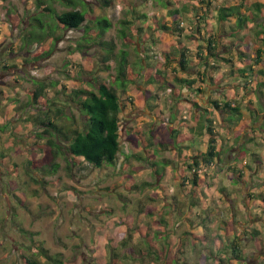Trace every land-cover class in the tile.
Segmentation results:
<instances>
[{
    "label": "rangeland",
    "instance_id": "1",
    "mask_svg": "<svg viewBox=\"0 0 264 264\" xmlns=\"http://www.w3.org/2000/svg\"><path fill=\"white\" fill-rule=\"evenodd\" d=\"M23 1L24 3L22 0H0V264H23L21 257L23 255L35 256L39 261H42L43 258L36 251L39 246L46 249L49 254L56 255L61 261L60 264H105L108 259L109 243L114 245L118 259L123 261V264H140V258L128 257L124 251L125 247L119 245L118 233L123 231L121 219L132 218L137 204L142 207L146 205L158 207L163 198L172 195L177 198V206L180 210L177 217L173 218L174 224L171 223L167 226L170 231L169 238L173 239V242L182 239L181 249H183L185 259L193 262L195 247L190 245L185 235L182 237V231L189 227L185 221H181L180 216L188 210L187 215L197 214L198 206L188 208L189 199H186L187 192H184L187 188L178 183V178L173 170L174 160L171 150L166 146V149L163 148L160 151L156 159L162 163V166L167 165L152 174L146 159L137 160L131 157L133 153H139V157L147 156L144 148L141 151L142 145L139 147L141 137L134 134L138 133L136 128L145 136L151 130L160 142L169 145L170 137L167 129L171 124V113L177 112L179 109L177 118H185V116L187 118L191 112L185 105H178L174 108L173 99L175 97L165 85V82L172 81L174 74L177 76V73H183L171 64H164L161 53L162 50L170 51V53L175 52L177 36L153 30L151 31L153 42L147 41V43L138 44L136 41L135 44H128L124 48L128 52L127 58L130 62L144 61V58L147 59V62H143L142 67H139L138 64L134 66V72L137 71L138 74L131 75L132 80L126 83L124 92H119V96L125 104L119 130L120 151L114 164H104L99 168H93L80 159L71 161L66 152H63V155L59 154L54 159L57 163L55 170H51L47 164L33 169L29 168L27 163L31 152L35 159L40 158L41 152L35 147V142L43 143L44 141V135L38 139L34 135L36 132L40 133L41 127H37L33 122L25 119L29 116L32 108L30 105H25L28 98L26 91L33 86L32 79H44L48 83L49 81L54 82L52 85L48 84L45 93L48 100L57 102L48 103L50 112L55 107L62 108L63 115L59 117L58 122L64 126L79 129L82 116L74 104L68 103L67 107L62 106L66 99L63 92L67 93L71 87L82 84L81 79H87L90 76L87 71L90 70L110 84V76L115 72L117 51L122 48L117 34L119 22L122 19H131L134 26H142L143 31L140 32V36L146 35L147 30L144 25L154 28V23L151 21L152 15L157 20H162L166 25H169L170 19L166 8L162 5V0H111L112 5L105 9H101L96 0H84L85 3L83 1L79 3L76 0L75 7L82 10L83 7H86L89 12L103 15L111 22L110 28L103 36L105 40L114 43V50L106 62L108 65L106 70H99V66L102 65L99 61L101 51L96 45L81 50L74 49V43L81 34L80 29L64 30L49 55L39 59L31 58L38 46L31 42L20 47V36L25 29H28L26 23L29 21V15L33 13L34 7L29 5L28 0ZM44 1L46 5H50L56 11L70 8L59 0ZM169 1L173 3V7H182L185 10L183 18H181V26L185 30L179 39L187 43L184 35L190 31V23L193 20L192 13L202 10L203 3H200V0ZM211 1L215 2V5L225 6L232 5L235 1H244L247 3L248 9L254 13L253 22L257 20V23H261V20L257 18L264 15V0ZM257 3H260L258 7ZM212 6L213 4L210 7ZM192 7H198V10L194 11ZM130 9H133L136 15L144 13L146 15L144 22L134 18L130 14ZM186 18L191 19V22L189 21V23ZM253 22L249 23L248 28L251 35L254 29H259V27H254ZM202 28H204L203 25ZM224 29L230 33L228 45H230L231 51L223 56L224 61H216L217 66L214 67L216 71H221L219 75H225V77L227 76L225 79H230L228 83L238 84L242 82L243 78L238 77V69H245L248 62L252 63V53L255 47L264 51V40L249 45L251 39L244 38L246 30L234 16L232 21L225 22ZM259 36L261 37L262 34ZM240 37H242L241 40ZM196 39L201 40V37L198 36ZM200 42L204 44L205 40ZM224 43L227 42L224 40ZM187 44L192 45L190 42ZM235 45L239 46L240 55L235 52ZM145 47L148 48L147 51H145ZM192 52L193 50L190 51L191 56ZM261 59L259 63L251 64L254 67L248 85H252L250 87L253 90L247 91L245 99L242 96H237V92L233 90V97L239 102L241 108L248 106L247 97L257 105L258 103L264 104V75L259 73L264 69V52H262ZM2 64L7 67L2 68ZM193 66L195 65H190L187 71L192 72ZM156 69L163 71L164 82L160 84L162 87H157L154 84L144 85V77L147 76L145 74ZM173 69L174 71H172ZM64 70L67 71L68 77L63 73ZM13 78L17 80L14 82ZM144 86L150 87L151 95L154 98L148 100L147 103L143 95L139 96V92ZM254 89L262 90L263 94L259 99L256 97ZM12 98L15 100L9 101ZM149 104L152 106L149 107ZM259 115L260 112L254 114L255 121ZM66 116L71 117L68 120ZM231 116L233 115L230 114ZM214 120L217 121V116L214 117ZM220 135L227 141L229 140L224 147H228L226 148L228 149L226 159L230 160V157L236 153L234 139L231 133L226 134L221 131ZM245 136L248 137V135ZM251 137V142L248 141L249 144L245 147L246 152L242 149L240 154H243L247 159L250 165H248L249 169L252 170V177L249 178L250 180L241 177L240 182L231 185L235 180L229 177L226 171L219 173L217 176L219 180H225L229 184L225 186L228 189H225L232 198L229 204H226L224 200L217 199L210 194L207 198L208 205L212 203L217 205V215L211 217V214H206L207 210L201 208L200 215L204 213V218L208 220L205 228L199 227L196 229V233L200 235L216 231L221 235L222 228L218 225L217 219L228 220L231 218L233 233L229 234V238H232L234 234L238 240L239 248L242 249L244 256L242 264H264V164L260 163L256 167L251 156L247 154L252 146L258 151L262 149L263 151L258 156L264 162V136L262 137L261 132L257 130L256 133H252ZM131 139L135 143H132ZM154 151L155 148L153 153ZM125 156L128 159H125ZM135 165L141 166L137 168L136 172L129 173L131 178L126 177L125 173H128ZM144 181L148 184L144 185ZM133 184L138 185L137 188H131ZM153 191H155L156 198L160 197L157 201L152 199ZM201 193L203 196L206 194L205 192ZM141 216L143 217V215ZM16 223H19L26 232H19ZM245 229L247 232L243 231ZM254 230L256 233L253 232ZM139 243V236L136 233L129 235L126 240V245H130L134 249L140 245ZM199 252H205V249L199 246ZM209 263L211 262L209 261Z\"/></svg>",
    "mask_w": 264,
    "mask_h": 264
},
{
    "label": "trees",
    "instance_id": "2",
    "mask_svg": "<svg viewBox=\"0 0 264 264\" xmlns=\"http://www.w3.org/2000/svg\"><path fill=\"white\" fill-rule=\"evenodd\" d=\"M59 1L70 8L56 11L50 5H46L44 0L31 1L34 10L33 13L29 15V21L26 23L28 29H25L24 32L21 33L20 47H24V45H28L31 42L35 43L38 49L36 48L34 50L31 58L39 59L51 53L56 41L60 40L64 30L80 29L81 34L74 43V49L81 50L82 48L96 45L101 51L99 61L102 65L99 66V70H106L108 68L106 62L114 50V43L103 38L105 32L111 26L110 20L103 15L89 12L86 7H83V10L75 7L77 1H79V3L83 1L85 3L84 0ZM96 2L101 9L108 8L112 5L111 0H96ZM161 2L163 7L166 8V13L169 16V25H166L162 20H157L152 15L151 21L154 23V28L149 25H144V28L147 30V32H145L146 35L140 36V32L143 31L142 26H134L131 19H122L119 22L120 26L117 29V34L120 38L122 48L117 51L118 57L115 63V72L110 76V84L106 83L99 75L94 74L93 70H90L87 71L90 76L87 79H81L82 84L71 87L67 90V93L63 92V96L66 99L65 102L62 103V106L67 107L69 105L68 103H72L82 116L80 118L81 125L79 129L72 126H64L58 122L59 117L63 115L62 108L55 107L54 110L50 112L48 103L51 104L54 101L48 100L45 93L48 84L52 85L54 82L49 81L48 83L44 79H32L33 86L26 91L28 98L25 102L26 106L30 105L32 108L29 116L25 119L33 122L35 126L41 127L40 133L36 132L34 135L36 139L42 138V135H44V141L43 143L35 142V147L41 152V156L39 159H35L31 152L30 157L27 159L29 168H40L41 165L47 164L51 170H55L57 163L54 159L59 154L63 155V152L69 155L71 161L80 159L93 168H99L104 164H114L120 149L119 130L120 121L122 119L121 114L125 104L124 101L121 100L119 92H124L126 83L132 80L131 75L138 74L137 71L134 72V66L138 64L139 67H142V63L147 62L146 58H144V61L139 60L135 62L134 60L130 62L127 58L128 52L124 48L128 44H135L136 41L138 44L147 43V41L153 42V37L151 36V31L153 30H158L161 33L167 32L166 34L177 36V41L175 52L170 53V51H161L163 63L166 64L167 61L172 62L175 60V69L183 73L188 68L189 46L179 39L183 33V27L180 25V13L185 10L181 9L182 7H173V3L169 0H162ZM200 3H203L202 10L195 11L198 10V7H192L195 11L193 14L194 25L189 27L190 31L186 33L184 37L186 36V39L189 41V34L194 33L197 34L196 37L200 36L201 40H205L204 44L200 42L201 40L197 41L194 48L195 58L197 59L195 63L201 71L197 69L195 76L190 79L185 76L178 77L174 74L172 76V83L165 82L166 87L171 90L173 97H178L180 95L179 86L188 87L195 91L196 94L201 93L204 84H207L206 74L215 66V62L218 59L222 60L223 58V56L219 55V52L216 51V35L208 30L203 31L204 35L199 34L200 28L202 29L200 21L203 19L204 13L207 12L209 5L205 0H200ZM259 4L260 3H257L256 6L258 7ZM246 5L247 3L244 1H235L234 4L228 6L217 5V7L214 8L217 10V22L222 23L227 17L234 16L236 21L245 28L246 21L252 20L254 16V13H252ZM242 9H244V12L241 11ZM130 10V14L134 16V18L141 19V21L144 22L146 17L144 13L136 15L133 9ZM261 18V29L255 31V36L263 40V36L260 37L259 34L264 35V15H262ZM144 39L146 40L144 41ZM147 49L148 48L145 47V51H147ZM238 50L237 48L236 52L239 54L240 52ZM262 52L264 51L259 47L254 49L252 63H248V65L244 67L245 69L238 70V72H240L239 76L243 78L242 82L236 83L235 86L241 87L244 91L253 90V88L250 87L252 85H248L251 81L250 76L253 70L251 64H257L261 60ZM5 67L7 66L2 64V68ZM172 71H174V69ZM161 72L162 71L157 69L150 72L145 79V83H156L157 87L161 88L162 86L160 84L164 82ZM63 73L68 77L67 71L64 70ZM259 73L264 74V70L259 71ZM15 80L14 78V82ZM254 92L258 99L263 94L260 89H256ZM14 100L15 98L10 99V101ZM126 100L128 101V99ZM232 102L231 99L223 98L220 100H209L208 108L197 105L202 109L192 117L195 125L184 124L186 128L193 131L197 136L201 134L206 136L205 148L203 151L197 150L194 154L189 156H181V154H178L177 160L180 161L181 164L178 169L179 184L186 187L187 190L190 189L194 192L196 187H200L203 183L202 177H204L209 170V165H214L215 161L218 160L219 148L216 142L218 139L222 140V138L217 129L218 124L213 122L209 113L213 110H218L222 113H226L229 117L230 114H232L233 116L230 118L237 120L240 113L239 108L235 104L232 105ZM193 105L196 106L194 101ZM45 106L48 107L45 108ZM257 106L259 109H262L259 103ZM259 112L261 114V111ZM70 117L71 116H66V119L69 120ZM182 122H185V120ZM248 127L253 128L252 126ZM256 128L259 130L264 128V117ZM168 129L171 135L172 133H177V131L170 126ZM122 133H125V131H122ZM237 138L236 136L235 139ZM144 142H146V140H144ZM146 143L148 144V142ZM145 154H147V156L139 157V153H133L131 157L137 160L144 158L151 166L154 165V162L148 159L150 154ZM124 158L126 159L127 156ZM140 166L141 165H138L131 169L128 173H125V176L131 178V174L129 173L136 172L137 168H140ZM199 166H206V170L202 174L197 175L192 169H196ZM153 172H157V170L154 169ZM238 175H240L239 171L237 176ZM143 184L146 185L148 183L144 181ZM137 186L138 185L133 184L131 188H137ZM186 192L189 193L190 191ZM193 204L195 203L191 200L188 207L190 208ZM177 208L180 210L179 207ZM202 209L213 210V208L207 207H202ZM170 212H173V209L169 207L161 214L159 210H155L151 207L143 208L140 204H137L134 216L129 218L130 221L126 218L121 219L123 231L121 230L118 233L120 237L119 245L125 247L124 251L128 257L140 258V264L243 263V251L239 248L238 240H236L234 234L232 238H229V234H231V232L233 233V220L231 218L228 220L223 218L217 219L218 225L222 228L221 235L216 231L198 235L190 229H196L197 227L204 229L208 219L204 218L205 215L200 216L199 214L193 215V218L187 217L186 215L184 216L189 229L182 231V237L185 235L190 245L195 247V256L192 262L185 259V255L182 252L183 249H181L182 239L173 242V239L169 238L170 231L167 229V224L171 221ZM141 215H143V217ZM173 224L174 222H172V225ZM16 226L19 232H26L19 223H16ZM253 232L256 233V231ZM133 233L138 234L140 240V245H138L136 249L132 248L130 245H126V240L129 235ZM113 246L112 243H109L108 259L105 264H123V261L118 259V253ZM199 246H202L205 252L200 253ZM36 251L38 255L43 258L42 261H39L35 256L23 255L21 256L22 263L60 264L61 262L56 255L49 254L47 250L41 246L37 247ZM209 261L211 263H209Z\"/></svg>",
    "mask_w": 264,
    "mask_h": 264
},
{
    "label": "crops",
    "instance_id": "3",
    "mask_svg": "<svg viewBox=\"0 0 264 264\" xmlns=\"http://www.w3.org/2000/svg\"><path fill=\"white\" fill-rule=\"evenodd\" d=\"M31 1L32 0H28L29 5H31ZM206 1L209 3V5H208V8H207V12L204 13L203 19H201V21H200V25L201 26L203 25L204 28H202V29L200 28V32L201 33H199V34L202 35L203 31H205V30H208L209 32L215 34L216 35V39H217V41H216V51L219 52V55L225 56V55H227V53L229 51H231L230 50L231 49L230 45H228L229 40H230L228 35H230V33L224 29L225 22L227 20L228 21H230V20L232 21L233 17H231V16L227 17L226 20H224L222 23L217 22V10L214 9V8L217 7V4L215 5V2H213L211 0L210 1L206 0ZM22 2L24 3L23 0H22ZM211 4H213V6H212L213 9H211L212 7H210ZM181 9H183V8H181ZM241 11L244 12V9H242ZM183 12L184 11H181V13H180V21H181V18H183ZM191 12H192V10H191ZM192 14H194V13H192ZM187 15H189V14H187ZM189 16H191V15H189ZM186 19L188 20V22L189 21L191 22V19H188V18H186ZM257 19L262 21L261 17H259ZM251 22H253V21L252 20L246 21V27L244 28L246 30L245 34H244V38L247 37L248 39L249 38L251 39L249 45L255 44L256 41L260 40V39H258L255 36V31L256 30H260L261 29L260 25L262 24V23H257V20L255 22H253L254 23V27H259V29H254V32L251 35V32L248 31L249 23H251ZM214 23H216V24H214ZM180 25H181V23H180ZM193 25H194V22L192 20V23H190V26L192 27ZM184 30L185 29L183 28V31ZM222 34H223V36H222ZM196 35L197 34H194V33L193 34L192 33L189 34L190 39H189V41L187 40V43L190 42L192 44L191 46L185 42L189 46V56H188L189 62H188V68L187 69H189L190 65L194 64L195 65V66H193L194 70L192 72H188L187 69H186V71L184 73H182V74L177 73L178 77L185 76L188 79H190V78H193L195 76V72H196L197 69H199L201 71V69L198 68V66L195 63V61H197V59L195 58L194 48H195V46L197 44L196 42L200 41V40L196 39L197 38ZM262 36H263V40H264V35H262ZM242 37H240L239 39L241 40ZM254 39H256V40H254ZM224 40L227 43H224ZM260 41H262V40H260ZM232 44H234V43L232 42ZM238 44H240V43H238ZM226 46H228V47H226ZM234 48H235L234 50L236 52V49L237 48L239 49V46L235 45ZM191 50H193V52H192L193 55L192 56H191V53H190ZM252 54L254 55V53H252ZM223 59L224 58H222V60L218 59L217 61L222 62ZM175 62H176L175 60L172 61V62H168L167 61L166 65H170L171 64V66L175 67V64H176ZM248 63L246 65H248ZM215 66H217V65L215 64ZM168 67H166V68H168ZM251 67L253 68L254 66L251 65ZM190 68H192V67H190ZM157 70H159V69H157ZM238 70H240V69H238ZM160 71H162V70H160ZM220 73H221V71H216L215 67L211 68V70H209V73L206 74V81H207L206 83L207 84H204L202 92L198 93V94H196L195 91L191 90L188 87L179 86L180 87L179 88L180 95L173 99V104L175 106L174 108H176L178 105H180V106H184L185 105V106L188 107V109L191 110V112L189 113L187 118H186V116H185V118H181V117L177 118V116H178L177 112H178L179 109L177 110V112L174 111L173 113H171V115H170L171 124L168 125V127L170 126L174 130H176L177 133H175V134L172 133V135H171V133L169 132V129H167L168 136L170 137L169 138L170 139L169 145H166V144H163L162 142H160L159 138H157V136L154 135L151 130L148 131L147 136H145V134H143V132L139 131V129H137V128H136V131L138 133H134L137 136L141 137V142L139 143V147L142 145L141 151H143V148H144V152L150 154V157H148V159L151 160L152 162H154V165L151 166L149 164V162L147 161V163L149 164V170H151V173L154 171V169H156L157 172H158L159 169L161 170L162 167L165 168V166L167 165V164H164L162 166V163L160 161H157L156 158H158V154L160 153V151L163 150V148L166 149V146H168V149H170L171 153L173 154V160H174L173 170L175 171V175L177 176L178 183H179V171H178V169H179L181 164H180V161L177 160L178 156L180 154H181V156H184V155L185 156H189L191 154H194L197 150L198 151H203L204 148H205V142H206V136L204 134L203 135L201 134V135L197 136L193 131H191L188 128H186L184 124H189V125L194 126L195 122L192 120V117H193V115L195 113L201 111V109H202V108H199L198 106L208 108L209 107V104H208L209 100H212V99L220 100V99H223V98H227V99H231V101H233L231 103L232 105L235 104V105L238 106L240 113H239V118L237 120H235L233 118H230L226 113H222L221 111H218V110H213V111H211L209 113V115H210L211 119L213 120V122L218 124L217 129L219 130L220 134H221V131H223L226 134H230L231 133V136L234 139L233 143L236 146L235 147L236 153L234 155H232V157H230L231 158L230 160L226 159V151L228 150L226 148H228V147H224V146H226L225 143H228L229 140L227 141L221 135L220 137L222 138V140L218 139L217 142H216V145L219 148V155H218V160H216L215 164L212 165L214 167V169H213L212 166L209 168V170L205 174V176L202 177L203 178L202 185L200 187H196L194 192H192L190 189L189 190H187V189L184 190V192L185 191H190L189 193H186V196H185L186 199L187 200L189 199V202L192 200V202L195 203L190 208L189 207L188 208L191 209L193 206H198V213L197 214H199V215H200L202 207L203 208L204 207L205 208L206 207L207 208H213L212 211H210L209 209H206L207 210L206 214L207 213L211 214V217H215V215H217L216 214L217 205H214V203L208 205V199L207 198L209 197L210 194L212 196H215L217 199L224 200L226 204H229V201L232 198L231 195L229 194V192H227L226 189H225V188H227L225 186L229 185L227 183V181H225V180L224 181H220L219 177H217V176L219 175V173L221 174L223 171H226L227 175L229 177H232V179L235 180V182H232L231 185H233V184H235L237 182H240L241 177L242 178L246 177L248 179L250 177H252L251 176L252 170L249 169L250 165L248 164V161H247V159H245L244 155L240 154V151L243 149L246 152L245 147L248 146V144H249V143H247L248 141L251 142L250 138H252L251 137L252 133H254V132L256 133V131L258 130V131L261 132L262 137L264 136V128H262L261 130L256 128V126L259 123H261L262 120H263V117H264V104L261 105V106H263L262 110H261V109L258 108L256 103H253L251 100H248V97H247V101L246 102H247L248 106L247 107L244 106V107L241 108L239 102H237L234 99V97H233V90H235L237 92V94H236L237 96H242L243 99H245L247 91H244L241 87L235 86L236 83L231 85V83H228V82H230V79L229 80L225 79L227 76L225 77V75H219ZM239 73L240 72H238L237 75H240ZM244 73H246V72H244ZM161 74H163V71L161 72ZM145 75H148V74H145ZM162 77H163V75H162ZM238 77H240V76H238ZM142 78H143V76H142ZM146 78H147V76L144 77V82L143 81L142 82H143L144 85H148L149 86L150 85L149 83H145V79ZM13 79H12V81H13ZM259 82H262V81H259ZM170 83H172V81H170ZM151 84L157 85L156 83H151ZM176 87H178V86H176ZM142 95L144 96V99H145L146 103H147L148 100L154 99L152 97V95H151L150 87H145L144 86L143 89L139 92V96H142ZM185 96H186V98H184ZM193 101L196 103V106L193 105ZM152 104L151 105L149 104L148 106L151 107ZM180 109H182V108H180ZM259 111H261V114L259 115L258 120L255 121L254 120V114L258 113ZM179 114H180V112H179ZM213 115L217 116V121L214 120L215 116H213ZM183 120H185V122H182ZM248 126H252L253 128H249ZM225 129H226V131H225ZM245 135H248V137L245 136ZM236 136L238 137L237 139H235ZM128 139L129 138H127V140ZM144 140H146V142H148V144L146 142H144ZM221 141H222V143H221ZM131 142H132V139H131ZM232 147H233V145H232ZM154 148H155V151L153 153V149ZM251 148L252 149H250V151H248L247 154H249L251 156L253 164L256 167H258V165H260V163L264 164V162L258 156L259 153L261 151H263V150L260 149L258 151L257 149H254L253 146ZM119 151H120V149H119ZM126 159H128V157ZM135 167H136V165L134 167H131V169H133ZM238 171L240 172V175L237 176ZM153 173H155V172H153ZM225 183H227V185H225ZM160 190H162V189L160 188ZM201 192H205L206 194L203 196ZM159 194H160V191H159ZM152 197H153L152 198L153 201H157L158 198H160V197L156 198L155 191L152 192ZM177 205H178L177 204V198L175 197V195H172V196H170L168 198L167 197L163 198V201L160 203V205L158 207H155V206L152 207V205H146L145 207H151V208H153L155 210H159V212H161V214L168 207L170 209H173V212H170L171 221L169 222V224H171L173 222V218L177 217V213L179 212V210L177 208L178 207ZM187 213H189V210L186 211V213H184V214H182L180 216L182 222L185 221V219H184L185 215L187 217L193 216V214L187 215ZM202 214L205 215L204 213H202ZM191 218H193V217H191ZM169 224H167V226ZM198 228L199 227H197L196 229H198ZM196 229H190V230L196 233L197 232ZM243 231L247 232L246 229L243 230Z\"/></svg>",
    "mask_w": 264,
    "mask_h": 264
},
{
    "label": "built area",
    "instance_id": "4",
    "mask_svg": "<svg viewBox=\"0 0 264 264\" xmlns=\"http://www.w3.org/2000/svg\"><path fill=\"white\" fill-rule=\"evenodd\" d=\"M209 166L211 167V164ZM192 170H194L197 175H200L206 170V166H199L198 168Z\"/></svg>",
    "mask_w": 264,
    "mask_h": 264
}]
</instances>
